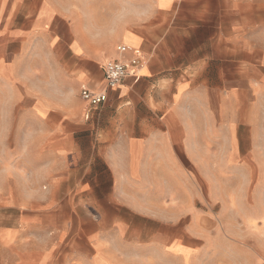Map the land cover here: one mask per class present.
<instances>
[{
    "label": "crops",
    "instance_id": "1",
    "mask_svg": "<svg viewBox=\"0 0 264 264\" xmlns=\"http://www.w3.org/2000/svg\"><path fill=\"white\" fill-rule=\"evenodd\" d=\"M100 14L0 0V95L27 143L0 177V264H264V0Z\"/></svg>",
    "mask_w": 264,
    "mask_h": 264
},
{
    "label": "rangeland",
    "instance_id": "2",
    "mask_svg": "<svg viewBox=\"0 0 264 264\" xmlns=\"http://www.w3.org/2000/svg\"><path fill=\"white\" fill-rule=\"evenodd\" d=\"M60 3L71 5L73 7L80 6L88 8L89 12L101 17V11L110 0H57ZM29 8V6H27ZM0 177L4 180L2 174L7 167L13 169L17 165H21L22 161H26L21 157V153L26 147V142L21 141L23 130L26 128L23 115H19L16 120L17 111L15 109L14 99L9 94L0 95ZM7 209H0V213H4Z\"/></svg>",
    "mask_w": 264,
    "mask_h": 264
},
{
    "label": "built area",
    "instance_id": "3",
    "mask_svg": "<svg viewBox=\"0 0 264 264\" xmlns=\"http://www.w3.org/2000/svg\"><path fill=\"white\" fill-rule=\"evenodd\" d=\"M117 50L120 53H125L127 47L124 44L117 45ZM142 55L135 52L127 61L112 59L107 61L103 66V78L107 88L117 87L123 78L130 72H134L141 64ZM80 96L87 103L88 109L96 107L105 102L107 95L104 91L92 92L89 89L82 87Z\"/></svg>",
    "mask_w": 264,
    "mask_h": 264
}]
</instances>
